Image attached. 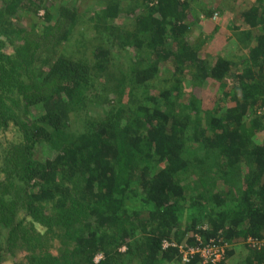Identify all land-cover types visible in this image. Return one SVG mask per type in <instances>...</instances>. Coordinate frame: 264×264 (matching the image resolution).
Listing matches in <instances>:
<instances>
[{"label": "trees", "instance_id": "1", "mask_svg": "<svg viewBox=\"0 0 264 264\" xmlns=\"http://www.w3.org/2000/svg\"><path fill=\"white\" fill-rule=\"evenodd\" d=\"M61 1L0 0V264H264V0H96L95 45ZM219 11L236 59L192 36Z\"/></svg>", "mask_w": 264, "mask_h": 264}, {"label": "rangeland", "instance_id": "2", "mask_svg": "<svg viewBox=\"0 0 264 264\" xmlns=\"http://www.w3.org/2000/svg\"><path fill=\"white\" fill-rule=\"evenodd\" d=\"M61 1V0H50L48 2L50 5H53L55 2ZM131 0H125V3H129ZM62 2V1H61ZM247 3L246 0H236V11L239 10L242 6H245ZM100 4L97 3L96 0H82L79 5V17H80V22L78 23L77 27L74 30L73 33V38L70 42V45L72 43H77V42H90L93 40L90 36V32L92 31V21L89 20V17H91L94 14V11L96 9H99ZM239 8V9H238ZM229 12L231 8L228 9ZM43 17V11H40L38 15L29 17L27 20L24 19V24L27 27L28 24L30 23H38L42 21ZM121 22V20H118ZM206 23V24H205ZM205 23L202 22V20L199 22V25L196 26L193 29L192 36L199 38V37H206V44L204 46L205 51H206V57L218 55V54H224V56H234L235 59L237 56H240L242 52H247L249 43H240V41L236 42L235 38L234 40L231 38V30L227 26V21L225 18V12H218V17L217 19H211V22L206 21ZM201 25V26H200ZM214 27L215 31H212ZM203 32V33H202ZM202 33V34H201ZM13 37L15 34H11ZM230 36V37H229ZM96 40H93V43L95 45ZM8 46L5 45L4 49H6ZM186 90L191 88L190 83L186 84ZM187 93H189L187 91ZM178 103H187V95L182 96L177 100ZM200 110V106L198 107V110ZM40 109L39 108H32L31 113L32 116L37 117L39 114ZM97 112L96 108H94V112ZM93 112V111H92ZM82 114V112H81ZM206 114L203 113V118L205 119ZM77 118L80 119V115L76 116ZM78 126L77 124L74 125L72 128L76 129ZM81 127V126H80ZM14 131H2L0 130V161L2 160L3 154H2V147L3 144L7 140H12L15 139ZM51 156V151L45 147V146H40L39 147V152L38 156ZM4 176V173H0V179ZM123 248V247H122ZM121 248V250H122ZM124 249V248H123ZM23 262L24 264L26 263L25 259L22 257H19L17 255L16 257L14 255H10L7 253H4L2 256V264H12V262Z\"/></svg>", "mask_w": 264, "mask_h": 264}, {"label": "built area", "instance_id": "3", "mask_svg": "<svg viewBox=\"0 0 264 264\" xmlns=\"http://www.w3.org/2000/svg\"><path fill=\"white\" fill-rule=\"evenodd\" d=\"M218 14L215 13L212 17L213 19H217ZM198 244L188 245L184 247L183 244L177 242H169L165 241L163 243V247L173 246L178 247L181 253V259L183 262H188L192 257L198 255L200 257L201 264L215 263L222 259V256L225 251V244L216 242L214 240L209 242H202L200 236H197ZM95 261H98L101 258V254L97 253L95 255Z\"/></svg>", "mask_w": 264, "mask_h": 264}]
</instances>
